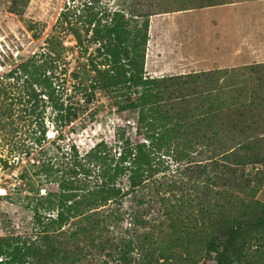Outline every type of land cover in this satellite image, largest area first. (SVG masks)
<instances>
[{
    "label": "trees",
    "instance_id": "trees-1",
    "mask_svg": "<svg viewBox=\"0 0 264 264\" xmlns=\"http://www.w3.org/2000/svg\"><path fill=\"white\" fill-rule=\"evenodd\" d=\"M104 1L68 0L42 45L0 74V129H11L13 119L30 128L33 146L22 145L16 150L29 156L35 146L37 164H31L34 176L57 186V191L39 196L34 184L28 185L27 170L21 172L28 192L37 198H30L35 200L31 209L36 237L22 240L0 236V264H79L86 258L83 251L68 252L51 236L73 220H89L105 207L111 212L109 216L123 219L119 211L123 201L131 196L136 199L138 193L140 200H154V192L158 195L163 188L165 193H180L177 199L173 196L174 201L164 196L157 201L159 215L164 217L168 230H159L167 237L165 241H158L153 231L141 232L142 215L132 210V233L128 230L126 235L107 240L106 247L98 246L111 250L107 264H206L199 260L201 255L215 264H264V204L254 202L252 207L246 206L244 211L232 215L218 199L209 208L201 201L199 217L207 216L209 224L203 220L198 223L191 212L196 200L178 192L177 182L166 177L171 163L177 165L176 172L184 170L185 174L194 157L200 155V143L189 138L188 128L193 121V129L199 131L202 123L213 118L212 109H205L206 106H179V111L166 106L171 96L176 99L184 95L175 97L173 87L186 83L184 79L193 82L199 76L146 77L149 19L154 15L152 2L118 0L110 6ZM14 5L15 1L10 13L21 15ZM26 29L32 38L40 39L41 33L34 23ZM68 36L75 42L72 47L65 45ZM67 57L75 63L70 72L71 59ZM67 75L72 78L71 88L66 85ZM96 93L110 95L118 115L136 112L134 137H127L117 128L114 149L101 140L84 154L74 145L57 144L62 133L48 143L47 110L53 115L51 125L61 132L79 118L82 106L89 104ZM252 150L255 151L250 145H239L237 151L223 152L222 167L234 173L245 165L263 162L264 158L260 159L257 153L242 154ZM224 194L229 202L226 191ZM43 211L55 216L44 220ZM179 247H183L186 256Z\"/></svg>",
    "mask_w": 264,
    "mask_h": 264
},
{
    "label": "rangeland",
    "instance_id": "rangeland-1",
    "mask_svg": "<svg viewBox=\"0 0 264 264\" xmlns=\"http://www.w3.org/2000/svg\"><path fill=\"white\" fill-rule=\"evenodd\" d=\"M13 1L16 11L21 15L10 13ZM117 1L104 2L114 6ZM147 1L152 2L154 6V15L150 17L149 24L155 25L154 28L158 29L156 33L158 37L163 38L164 44L171 43L170 45L176 46L180 51L182 46L187 50L195 41L197 47L194 49H198L196 54L208 63L207 67H202L200 71L185 75L186 78L190 75H198L199 78H194L193 82H189L190 78L184 79L186 83L173 87L175 97L177 94L184 95L176 99L171 96L166 105L176 107L177 111L180 110L179 106H189L190 109L194 106H206L205 109H212L213 116L210 120L205 116L208 120L202 123L199 131L193 129L196 126L193 121L192 126L188 128L189 138L201 144L197 146L200 155L194 157V163L185 174L184 170L176 172L177 165L170 161L171 168L167 172V179L177 182L175 189L178 192L183 191L186 197L196 200L191 212L198 223L203 220L204 224H209L207 216L204 215L203 219L199 217L198 204L200 205L201 201L209 208L218 199L219 204L225 205L226 212L232 215L244 211L246 206L252 207L254 202L264 204V161L245 165L234 174L228 168L222 167L221 159L223 152L229 150V154L237 151L239 145H250L255 149L254 152L243 151L242 154L257 153L260 159L264 158V68H261L264 66V0ZM66 3L68 0H0V74L42 45ZM29 23L35 24L36 30L41 33L40 39L32 38V33L27 31ZM182 24L197 27L194 26V31L177 30L176 25H179L180 29ZM226 43L228 49H231L229 55L224 53ZM65 45L74 46L73 38L68 36ZM162 53L164 52H157L158 64L164 62ZM75 55L74 51L73 56ZM189 55L193 54H186L184 57ZM67 58L71 59L70 72L75 63L72 58ZM66 81V85L71 88L72 78L69 75L66 76ZM183 100H186L187 104H183ZM82 108L79 118L66 129L62 128L61 132L51 125L53 115L47 110L45 121L48 143L62 133L57 144L64 147L74 145L79 153L84 154L101 140H106L114 149L117 128L124 131L127 137H134L136 112L118 115L110 95L96 93L94 99ZM12 122L11 129H0V236L33 240L36 237V228L31 208L35 200L30 198L36 196L33 192H28V185L32 186L33 183L34 188L39 190V196L57 191V186L44 178L34 176L31 164H37L34 156L36 147H33L29 156H24L16 150L22 145L33 144L31 129L24 128L16 119ZM209 124L210 126H207ZM256 168L261 170L257 172ZM23 170H27L30 178L28 185L20 178ZM246 183L249 185L245 186ZM163 190L165 189H160L158 195L154 192V200H140L141 194L138 193L136 199L131 196L123 201L119 208L123 219L117 220L114 215L109 216L111 212L105 207L95 212L89 220H73L61 232L51 237L57 244L67 248L68 252L74 250L73 252L80 254L83 251L86 258L79 264H107L110 260L107 253L111 250L108 247L103 249L106 247L105 242L126 235L128 230L132 233L130 214L132 210H137L141 213L140 220L144 224L141 232L153 231L158 241L164 242L167 237L160 234L159 230H168L164 217L159 215L160 207L157 201L162 196L174 201L173 196L177 199L180 193L174 195ZM225 191L231 199L229 202L225 200ZM41 214L44 220L49 215L55 216V213L44 211ZM213 215L216 216V213ZM162 223L164 225L161 226ZM100 244L103 248L98 247ZM177 249L186 256L183 247ZM199 260L201 263L215 264L208 256L201 255Z\"/></svg>",
    "mask_w": 264,
    "mask_h": 264
},
{
    "label": "crops",
    "instance_id": "crops-1",
    "mask_svg": "<svg viewBox=\"0 0 264 264\" xmlns=\"http://www.w3.org/2000/svg\"><path fill=\"white\" fill-rule=\"evenodd\" d=\"M236 24L237 23H235V25ZM154 26L151 23V25L149 24V29H148V41H147L145 65H144V71L146 73V77L152 78V79L153 78L160 79V78H164L165 77L164 75H167V76H185V75L190 74L192 72L196 73V72L200 71V69H202V67H207L208 63L207 62L205 63L204 62L205 60L203 58H200L199 55L196 54V53H198V49L197 48L194 49V47H197V43L195 41H194L195 43L192 42L193 44H191L187 50L185 49L184 46H182V48H181L182 50L179 51L176 48V46L170 45L171 43L169 45L168 44L165 45L163 38L158 37V34L156 33L158 29L156 27L154 28ZM194 26L197 27V25H194ZM194 26L182 24L180 29H179V25H176V28H178L177 30L194 31V30H196V27L194 28ZM233 26H234V24H233ZM235 30H236V28H235ZM236 33L238 34V32H236ZM224 35L227 36L230 34H224ZM179 36H181V35H178V37ZM235 39H237V36H235ZM227 49H228V43L224 44V53L225 54L227 53V55H229V53L231 52V49H228V50ZM162 51L164 52V53H162V58L164 59V62L158 64L156 62V58L158 57L157 52H162ZM254 53L255 52H253V54ZM168 54H169L170 58H168ZM186 54H193V55H189L190 57L188 56L189 59H187L188 57H184ZM181 56H182V59H181ZM162 73H164V74H162ZM147 75H149V76H147Z\"/></svg>",
    "mask_w": 264,
    "mask_h": 264
},
{
    "label": "built area",
    "instance_id": "built-area-1",
    "mask_svg": "<svg viewBox=\"0 0 264 264\" xmlns=\"http://www.w3.org/2000/svg\"><path fill=\"white\" fill-rule=\"evenodd\" d=\"M2 261V258H0V262Z\"/></svg>",
    "mask_w": 264,
    "mask_h": 264
}]
</instances>
